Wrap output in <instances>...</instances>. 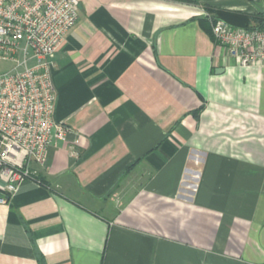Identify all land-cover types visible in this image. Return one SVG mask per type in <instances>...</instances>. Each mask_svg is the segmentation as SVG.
<instances>
[{
  "label": "crops",
  "instance_id": "obj_1",
  "mask_svg": "<svg viewBox=\"0 0 264 264\" xmlns=\"http://www.w3.org/2000/svg\"><path fill=\"white\" fill-rule=\"evenodd\" d=\"M206 5L264 14L80 0L53 71L67 137L0 204V264H264V66L229 57Z\"/></svg>",
  "mask_w": 264,
  "mask_h": 264
},
{
  "label": "built area",
  "instance_id": "obj_2",
  "mask_svg": "<svg viewBox=\"0 0 264 264\" xmlns=\"http://www.w3.org/2000/svg\"><path fill=\"white\" fill-rule=\"evenodd\" d=\"M80 0H0V204L46 167L65 141L55 122L53 71L66 34L79 20ZM213 40L243 68L264 66V28L237 27L206 13Z\"/></svg>",
  "mask_w": 264,
  "mask_h": 264
},
{
  "label": "trees",
  "instance_id": "obj_3",
  "mask_svg": "<svg viewBox=\"0 0 264 264\" xmlns=\"http://www.w3.org/2000/svg\"><path fill=\"white\" fill-rule=\"evenodd\" d=\"M206 10L212 15L214 19H221L237 27L248 29H263L264 28V14H249L240 11H230L221 8H214L206 5ZM207 21V19H205Z\"/></svg>",
  "mask_w": 264,
  "mask_h": 264
},
{
  "label": "rangeland",
  "instance_id": "obj_4",
  "mask_svg": "<svg viewBox=\"0 0 264 264\" xmlns=\"http://www.w3.org/2000/svg\"><path fill=\"white\" fill-rule=\"evenodd\" d=\"M10 68H11V66L9 64H6V65L3 64L2 66H0V72H4Z\"/></svg>",
  "mask_w": 264,
  "mask_h": 264
}]
</instances>
